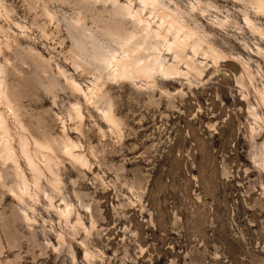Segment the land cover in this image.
<instances>
[{
    "label": "rangeland",
    "instance_id": "obj_1",
    "mask_svg": "<svg viewBox=\"0 0 264 264\" xmlns=\"http://www.w3.org/2000/svg\"><path fill=\"white\" fill-rule=\"evenodd\" d=\"M165 2L224 57L205 61L202 77L115 81L88 52L75 64L82 26L111 44V5L0 0V63L18 119L4 102L0 111L29 184L16 198L15 165L0 155V264H264V11L257 0ZM64 134L83 145L87 166L64 155ZM23 138L41 168L37 188ZM33 138L52 147L50 162Z\"/></svg>",
    "mask_w": 264,
    "mask_h": 264
},
{
    "label": "bare ground",
    "instance_id": "obj_2",
    "mask_svg": "<svg viewBox=\"0 0 264 264\" xmlns=\"http://www.w3.org/2000/svg\"><path fill=\"white\" fill-rule=\"evenodd\" d=\"M257 2L259 10L263 12L264 0H257ZM78 3L83 9L91 11H98V5H102L104 8L111 5L110 10L107 11L110 19L104 23V32L111 44L104 45L96 32L82 26L79 34L80 39L71 48V53L74 55L73 61L75 64H87L84 54L88 52L94 62L107 71L109 78L115 81L139 80L149 83L159 75L168 80L175 77H189L190 74L202 77L208 67L205 61L213 60L217 64L224 58L212 44L207 43L205 33L200 36L199 29L190 27L185 19L187 16L185 11L177 5L175 8H170L165 0H127L126 2H121V0H78ZM135 3L139 4L138 8ZM150 9L152 12L147 15L146 11H150ZM43 10L48 17L53 18L46 6ZM78 23L73 21V25H78ZM205 45H207L208 51L204 48ZM188 49L192 51V55L187 52ZM170 54L173 56V61L165 57ZM200 54L203 55L201 60H199ZM180 64L185 65L188 71H183L179 67ZM5 72L6 66L0 63V102H4L18 119L8 94V85L3 80ZM58 72L61 76L65 75L61 68ZM65 79L70 88L83 96L85 101L94 99L96 94L94 88H89L88 92H85L76 81L66 76ZM56 84L57 81L53 80L52 85L56 86ZM69 116L71 119L75 117L82 122L84 115L81 105L73 104L69 110ZM103 116L111 127H118V118L111 107L103 110ZM18 123L22 131H27L21 122ZM24 139L19 143L21 153L33 174L37 188L39 187L37 186L39 177L42 176L41 168L35 163L34 157L28 149L29 143ZM11 141L8 122L0 111V155L4 160L15 165L16 180L11 191L16 198L23 200L29 195V184L21 171L22 168L20 169L17 163ZM32 142L42 157L48 160L49 156L46 153H52V147L45 146L35 138L32 139ZM57 144L64 155L74 163L81 166L88 165L87 158L80 152L83 147L81 143L73 141L69 135L64 134L63 137L57 138ZM48 161L50 162V160ZM46 169H48V164ZM66 208L68 209V207ZM66 214L69 212L67 211ZM68 217L69 215H67V220ZM27 219L30 218L27 217Z\"/></svg>",
    "mask_w": 264,
    "mask_h": 264
}]
</instances>
